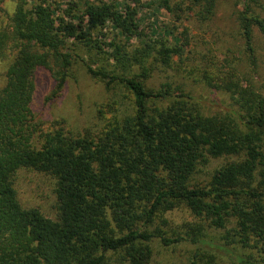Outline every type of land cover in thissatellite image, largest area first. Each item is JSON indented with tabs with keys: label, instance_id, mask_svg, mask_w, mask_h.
I'll return each mask as SVG.
<instances>
[{
	"label": "trees",
	"instance_id": "16d2710c",
	"mask_svg": "<svg viewBox=\"0 0 264 264\" xmlns=\"http://www.w3.org/2000/svg\"><path fill=\"white\" fill-rule=\"evenodd\" d=\"M15 2L11 31L0 32V58L16 49L0 88V264H154V243L188 246L191 264H264V94L237 69L257 71L264 0H151L211 32L204 59L186 27L142 37L141 0ZM220 18L234 42L221 43ZM74 60L107 92H127L131 114L97 133L35 121V72L60 92ZM172 70L224 96V112L201 108L183 84L147 86ZM20 170L54 181L55 219L20 205ZM181 206L195 222L168 227L164 215Z\"/></svg>",
	"mask_w": 264,
	"mask_h": 264
},
{
	"label": "rangeland",
	"instance_id": "374dc122",
	"mask_svg": "<svg viewBox=\"0 0 264 264\" xmlns=\"http://www.w3.org/2000/svg\"><path fill=\"white\" fill-rule=\"evenodd\" d=\"M151 0H141L140 17L142 25L140 28L141 36L146 38L153 29V25L162 29L166 27L189 29L192 41L195 42V50L204 56L208 55L209 50L214 46L215 40L211 37V32L205 33L199 30L197 25L183 23L179 25L174 22V15L171 11H152L150 6ZM15 0H2L0 5V32L10 33L11 19L15 12ZM225 10H229L224 6ZM229 19V18H228ZM228 21L220 18L214 25L224 28L221 43L225 41L234 42L232 36V28ZM211 31H216L215 28H210ZM179 29L178 32H181ZM177 32V34H178ZM147 40V39H146ZM9 43V42H7ZM236 44V43H235ZM259 52L257 54L256 73L253 74L251 67L247 66L243 61L237 69L244 77H252L254 84L259 88L261 86L264 94V42L258 41ZM83 53V51H81ZM16 49L8 44L4 50L3 56L0 58V88L5 85V73L11 64ZM211 56H215V60L220 62L221 57L211 52ZM196 63H202L200 56L195 57ZM210 58V55H208ZM96 65L104 64L102 61L91 60ZM236 63H240L236 61ZM93 64V63H92ZM189 64H192L189 62ZM105 65V64H104ZM103 65V66H104ZM225 64L223 63L224 67ZM67 80L60 92L56 90V84L51 78L49 72L43 69H38L34 74V92L31 101V110L35 116V121L43 122L44 129L55 121H64L66 128L73 133L83 134L85 132L97 133L106 122L111 120L113 114L118 117L130 115V96L123 89L114 92H107L104 85L89 77L86 68L81 61L74 60L68 72ZM187 73L176 71H168L166 73L154 72L152 79L147 84L150 88H159V84L166 81H173L177 84L185 85L183 88L190 92L191 96L199 103L201 108L211 114L223 113L227 107V100L224 96L211 91L205 90L201 85H194L192 77L184 80L183 77ZM168 79H165V78ZM115 102V106L109 107ZM222 160L212 161L209 167V172L218 167ZM205 178V176H203ZM54 181L46 176L37 174L32 171L20 170L15 178V189L20 205L25 209H37L45 217L49 219L56 218V200L54 196ZM168 223V227H182L184 224L195 222V219L184 207H179L172 212L164 215ZM153 261L154 264H191L189 261L190 248L186 245H178L172 248H162L157 243L153 244ZM230 264V262H228Z\"/></svg>",
	"mask_w": 264,
	"mask_h": 264
}]
</instances>
